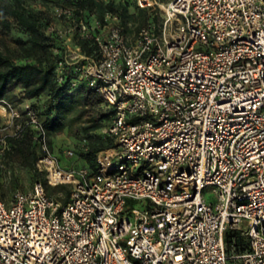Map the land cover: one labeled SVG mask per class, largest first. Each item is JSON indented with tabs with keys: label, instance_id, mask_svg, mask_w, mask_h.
<instances>
[{
	"label": "built area",
	"instance_id": "2783aa9c",
	"mask_svg": "<svg viewBox=\"0 0 264 264\" xmlns=\"http://www.w3.org/2000/svg\"><path fill=\"white\" fill-rule=\"evenodd\" d=\"M136 2L161 23L129 39L114 14L73 19L98 54L57 66L115 109L94 170L62 163L24 93L0 98V166L29 129L37 168L71 185L66 202L40 180L0 196V264H264V0Z\"/></svg>",
	"mask_w": 264,
	"mask_h": 264
},
{
	"label": "trees",
	"instance_id": "16d2710c",
	"mask_svg": "<svg viewBox=\"0 0 264 264\" xmlns=\"http://www.w3.org/2000/svg\"><path fill=\"white\" fill-rule=\"evenodd\" d=\"M37 2L55 3L72 9L71 15L63 14L64 21L69 26L74 25L73 19L76 23L83 20L92 24L96 20L105 21L109 13L118 15L117 24L125 34L128 33L129 28L131 30L129 23L134 17L132 7L141 11L143 8L137 4L136 0L0 1L1 23L6 28H11L12 24L18 28L19 35L16 43L21 50V54L15 56L10 48H0V98L8 97L16 100L18 95L13 91L17 88L30 98L43 119L52 147V136L55 133L80 121L81 130L87 135L85 137L89 142L88 150L81 152L86 159L83 165L94 170L98 152L113 144V138L110 135L107 133L96 135L94 131L105 128L111 123L115 109L111 106H102L108 105L105 98L90 86L87 80L78 81L79 83L73 85L78 76L70 65H67L62 81L58 80L57 66L63 58V53H55L53 48L63 50L65 45L57 33L47 31L50 25L49 14L43 7L38 6ZM149 22H151L149 19L143 18L135 23L134 34H138L140 28ZM73 39L86 55L98 54L94 40L80 36L76 29L73 32ZM102 137L107 139L106 143L98 142L97 138ZM39 157L38 143L33 138V131L28 129L22 137L9 139V148L3 155V161L5 165L19 163L30 169L35 181L40 180L44 183L49 195L57 196L59 191H63L59 199L66 202L70 194V184H50L45 172L37 168L36 163ZM2 169L0 166V171ZM52 186L59 188L52 190Z\"/></svg>",
	"mask_w": 264,
	"mask_h": 264
},
{
	"label": "rangeland",
	"instance_id": "374dc122",
	"mask_svg": "<svg viewBox=\"0 0 264 264\" xmlns=\"http://www.w3.org/2000/svg\"><path fill=\"white\" fill-rule=\"evenodd\" d=\"M2 1V0H0ZM161 1H169V0H161ZM162 3V2H161ZM38 6L43 7L50 17V25L47 28V31L49 32H55L57 35L63 39V43L65 45V49H56L53 48V51L55 53L62 52V59L65 58L66 54L69 55V59L73 61L74 58V49L76 46V41L73 39V33H70L69 28L70 26L64 21L65 16L61 14V5L55 4V3H46L42 4L41 2H37ZM142 8V7H141ZM132 11L134 13V17L129 23V26L131 27V30L129 28L128 33L126 36L129 39H133L136 35L134 34V26L135 23L142 20L143 18L149 19L151 22L156 23L159 25L162 21V18L164 17V12L157 6L156 8H143V10H138L135 7H132ZM115 15V14H114ZM116 21H119L118 15H116ZM146 22V21H145ZM60 31L66 32L67 35L60 34ZM71 34V39H67L68 35ZM19 35L18 28L12 24L11 28H6L1 23V15H0V48H10L13 50V53L15 56H19L21 54V50L17 46L16 39ZM71 67L74 68V70L77 73V76L79 75L78 70V64L73 63L70 64ZM78 79V78H77ZM80 82V81H79ZM77 82V83H79ZM77 83H74L73 85H76ZM18 96L17 99H20L22 96V93L20 92V89L17 88ZM102 106H109V105H102ZM85 117L83 118V120ZM80 121L75 122L70 127H65L64 129L58 131L52 136V142H53V150L54 152L59 155L61 161L63 164L73 165V166H81L85 163L86 159L82 156L81 152L88 150V139L85 137L87 136L84 132H82L80 127ZM104 126V125H103ZM103 128L96 129L94 133L96 135H100L101 133H105L103 131ZM86 139V141L84 140ZM89 138V136H88ZM99 140L98 142H107V139L105 137L97 138ZM91 141V139H90ZM67 149H73L74 155L69 158L67 157L64 152ZM3 169L0 171V196L4 198L6 201H9L13 192L16 189H29L32 187L35 178L33 172L20 165L19 163H6ZM71 186V185H70ZM57 187L52 186L51 189L55 190ZM59 196L60 194L63 195V191H59L57 193ZM205 196L207 199L211 200L214 198V193L212 192L211 187H208L205 189Z\"/></svg>",
	"mask_w": 264,
	"mask_h": 264
},
{
	"label": "bare ground",
	"instance_id": "6f19581e",
	"mask_svg": "<svg viewBox=\"0 0 264 264\" xmlns=\"http://www.w3.org/2000/svg\"><path fill=\"white\" fill-rule=\"evenodd\" d=\"M163 7H167V5L165 3H162Z\"/></svg>",
	"mask_w": 264,
	"mask_h": 264
},
{
	"label": "crops",
	"instance_id": "0c3cea01",
	"mask_svg": "<svg viewBox=\"0 0 264 264\" xmlns=\"http://www.w3.org/2000/svg\"><path fill=\"white\" fill-rule=\"evenodd\" d=\"M13 93H15V94H16V93H17V89H16V90H14V91H13Z\"/></svg>",
	"mask_w": 264,
	"mask_h": 264
}]
</instances>
